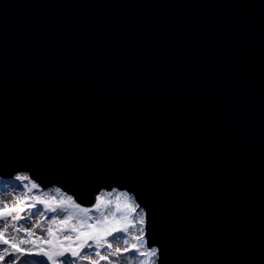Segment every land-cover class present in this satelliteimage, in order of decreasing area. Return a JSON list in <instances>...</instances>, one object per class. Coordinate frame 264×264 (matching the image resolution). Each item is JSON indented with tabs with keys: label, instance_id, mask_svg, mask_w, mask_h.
Wrapping results in <instances>:
<instances>
[{
	"label": "water",
	"instance_id": "obj_1",
	"mask_svg": "<svg viewBox=\"0 0 264 264\" xmlns=\"http://www.w3.org/2000/svg\"><path fill=\"white\" fill-rule=\"evenodd\" d=\"M144 211L156 264H264V0H0V177Z\"/></svg>",
	"mask_w": 264,
	"mask_h": 264
},
{
	"label": "snow or ice",
	"instance_id": "obj_2",
	"mask_svg": "<svg viewBox=\"0 0 264 264\" xmlns=\"http://www.w3.org/2000/svg\"><path fill=\"white\" fill-rule=\"evenodd\" d=\"M16 181H29L27 174L15 177ZM23 190L19 195L12 197L11 206L7 202H0V264H79L80 261H89L90 264H121V257L131 253L127 264H132V258L139 256L138 264H152V259L158 256L155 247L146 248L144 239V217L131 222L112 221L101 204L100 198L94 209L81 207L72 197H61L51 200L31 195L38 187L36 183H22L17 185ZM75 210V211H72ZM96 211L99 216L94 223L90 212ZM135 212V208L132 209ZM30 213V215H27ZM63 219H60V215ZM115 216V213H112ZM45 218L43 222L37 220L26 227L31 217ZM122 219L127 216L122 214ZM75 221V222H73ZM133 229L138 234L133 233ZM44 235H38L37 231ZM124 234H131L135 242L130 247H113L109 238L116 240L123 238ZM45 236L47 239H45ZM125 245L129 244L127 239ZM93 250L95 259L91 255H84L85 250ZM101 249L105 254H101Z\"/></svg>",
	"mask_w": 264,
	"mask_h": 264
},
{
	"label": "rangeland",
	"instance_id": "obj_3",
	"mask_svg": "<svg viewBox=\"0 0 264 264\" xmlns=\"http://www.w3.org/2000/svg\"><path fill=\"white\" fill-rule=\"evenodd\" d=\"M20 175V174H18ZM15 176L9 177V179L7 178H1L0 177V202H7L9 203V206H11L12 203V197L19 195L21 193V191L23 190L21 187H17V185H22V183H29V185L32 183L31 179L29 178V181L26 182H21V181H16ZM31 195H35V196H40L42 198L45 199H49L51 200L52 198H55L56 200H59L62 196L67 198V197H72V200L76 203L77 201L75 200V197L73 195H71L68 192L63 191L60 188L57 187H50V188H43L42 186H38L36 189L33 190V192L31 193ZM98 198H100L101 204L102 206L106 203L107 207L103 208L102 210H104L108 216V220L109 222L112 221H120V222H131L133 224H135L141 214H143L144 217V224H143V228H144V239L146 241L147 244V240H146V233H145V215H144V211L139 208L136 204V202L134 201L133 197L126 193L125 191H119L116 189L110 190V191H100L99 193H97V195H95V202L93 205H91L90 207H84V208H89V209H94V206L97 204V200ZM80 205V204H79ZM0 206H2V204H0ZM81 206V205H80ZM83 207V206H81ZM135 208V212L132 211V209ZM75 211V210H72ZM112 213H115L116 215L113 216ZM122 214L127 216V220H123L122 219ZM27 215H30V213H28ZM90 216L93 217V220L90 221V223H94L95 222V218L99 216V213L96 211H92L89 213ZM60 219H63V215L61 214ZM46 219L45 218H41L39 216L36 217H31L30 220H28L25 223V226L28 227L31 224L35 223L37 220H41L43 222V220ZM75 222V221H73ZM2 221H0V225H2ZM133 233L138 234L135 232V229H133ZM38 235H44L42 232H40L39 230L37 231ZM45 239H47V237L45 236ZM127 239L129 241L128 245H125L124 240ZM109 242L113 244V247H130L131 243L135 242L133 240V236L131 234H124L123 238H117L116 240H112L111 238H109ZM145 244V247H147V245ZM101 254H105V250L101 249ZM84 255H91L93 259H95V254L93 250H85L84 253H82ZM132 254L131 253H125L124 257H121V264H127V259L131 258ZM139 256L136 255L134 258H132V264H138V260H139ZM157 257L152 259V264H156L157 262ZM86 262H88V264H90L89 261L85 260V261H80L79 264H87ZM101 264H107L106 261H101Z\"/></svg>",
	"mask_w": 264,
	"mask_h": 264
},
{
	"label": "bare ground",
	"instance_id": "obj_4",
	"mask_svg": "<svg viewBox=\"0 0 264 264\" xmlns=\"http://www.w3.org/2000/svg\"><path fill=\"white\" fill-rule=\"evenodd\" d=\"M19 174H27V173H19ZM16 175H18V174H16ZM28 175V174H27ZM28 177L31 179V181H32V183L34 182V183H36L38 186H41L40 184H39V182H37L36 180H34L33 178H31L29 175H28ZM95 195H97V194H95ZM95 195H94V199H95ZM87 264H88V262H86Z\"/></svg>",
	"mask_w": 264,
	"mask_h": 264
},
{
	"label": "trees",
	"instance_id": "obj_5",
	"mask_svg": "<svg viewBox=\"0 0 264 264\" xmlns=\"http://www.w3.org/2000/svg\"><path fill=\"white\" fill-rule=\"evenodd\" d=\"M94 197V195L93 196H91V198H93Z\"/></svg>",
	"mask_w": 264,
	"mask_h": 264
}]
</instances>
